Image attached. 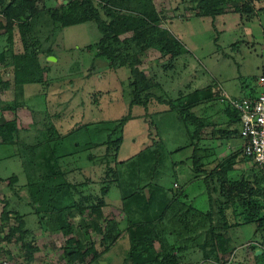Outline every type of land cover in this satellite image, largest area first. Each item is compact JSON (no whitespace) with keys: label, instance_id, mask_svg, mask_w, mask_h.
<instances>
[{"label":"rangeland","instance_id":"rangeland-1","mask_svg":"<svg viewBox=\"0 0 264 264\" xmlns=\"http://www.w3.org/2000/svg\"><path fill=\"white\" fill-rule=\"evenodd\" d=\"M66 1L38 0V7L44 8L37 16L38 22L34 28L38 30L42 49L50 47L53 49L51 56L55 57V61H50L48 56L44 58L46 53L39 56L38 63L46 82L16 84L12 67L8 71L3 70L4 75L9 74L6 76L8 84L4 83L0 87V92H4L3 98L0 97L4 99L0 102V108L6 112V121L15 120L19 108L29 113L27 126L35 128L30 129L29 135L23 140L20 129L12 141L15 142L13 147L0 145V183L7 182L3 202L6 209H14L23 216L24 225L20 231H27L23 236L21 232L15 233L9 242L14 255L18 256V252L22 251L19 259L24 264H65L62 255L67 238L72 235L80 238L84 232L94 241L101 238L90 224L97 220L96 215L89 214L90 209L81 215L73 210L66 220L60 215V221L67 223L68 220L74 225L75 234L64 235L60 230L45 231V222L40 223L37 205L32 203L33 190L28 184L30 181L37 183L44 175L48 178V167L52 163L32 160L31 167L26 169L22 154L25 144L41 143L45 146L44 141L49 136H55L57 131L61 135L58 141L52 138L49 144L57 148L59 153H65V156L57 159L66 179L71 184L78 183L84 196L94 195L96 199L103 200L102 217L98 222L104 232L107 230V221L112 218L118 221L120 228V234L115 235L114 241L107 243L106 251L98 260L87 257L83 264H100V261L106 264H129L126 261L129 241L124 212L141 214V210L139 208L134 212L136 203L129 200L132 210L123 211L122 197L143 190L149 199V215H156L169 201L172 190L181 188L193 174L192 161L185 160L191 155L193 146L170 153L189 143L190 139L184 123L178 118L180 115L169 110L168 104L151 99L145 107L130 106L132 88L129 86V68H109L105 58L94 56L97 48L93 43L98 40L99 34L94 23L86 21L65 26L56 35L49 36L53 27L51 10ZM153 3L157 11L165 16L157 26L158 32H167L178 43H173V49L179 47L180 53L177 56L171 52L163 54L158 48L148 46L139 54L141 62L137 67L147 79L160 85V88H154L156 95L176 100L188 93H195V98L198 95V98L208 100L204 105L209 106L208 115L213 118V122L221 123L222 119H226L225 115L215 113V110L228 104L222 96L223 92L235 98L248 96L255 90L258 92L255 79L264 74V0L253 2L256 12L250 20L235 11V3L228 6L229 10L225 13L215 17L201 14L192 0H153ZM0 25L1 28L3 21H0ZM129 35L127 33L120 38ZM17 45H20L19 53H22L17 30L13 32L9 44L6 33L0 31V51L8 49L13 53L18 51ZM130 46L133 44L130 43ZM128 114L131 117L122 126L119 144L117 134L109 138V132L108 135L97 132V129L112 130ZM104 123L105 126H102ZM212 128V125H208L203 130L201 137L205 139L204 142L192 140V143L198 141L197 148L204 146L207 149V157L211 160L205 166L208 170L227 156L229 150L235 151L242 146L238 135L233 134L229 140H225L220 138L218 131L212 134ZM95 139L101 140L102 144L91 146ZM115 145H119L117 151ZM33 154L31 151L30 155ZM48 155L51 156L49 151ZM173 162L178 164L174 168ZM251 163L253 161L244 162L240 155L236 156L229 178L238 179L244 173L246 176ZM115 171L120 174L117 180L113 175ZM55 181L53 179V183ZM106 184L108 190L102 193L101 188ZM203 185L202 180H199L184 188L190 202L196 208L207 211L209 194ZM212 196L217 199L215 190ZM244 196L247 198L246 191ZM226 217L230 226L218 229L228 239L219 264H264V257L258 258L264 251V227L259 222L234 226L231 209H227ZM3 219L0 213L1 242L6 241L4 237L8 232V223ZM24 244L33 247V250L31 247L24 248ZM257 250L261 252L256 255Z\"/></svg>","mask_w":264,"mask_h":264},{"label":"trees","instance_id":"trees-1","mask_svg":"<svg viewBox=\"0 0 264 264\" xmlns=\"http://www.w3.org/2000/svg\"><path fill=\"white\" fill-rule=\"evenodd\" d=\"M192 1L196 2L201 14L212 17L225 13L226 10H229L228 6L234 3L237 5L235 11H239L241 15L244 14L245 19L250 20L256 12L253 3L256 0ZM43 8L38 7V0H0V16L8 44L11 43L13 32L17 30L23 49L22 53H10L8 49L0 51V66L12 67L13 80L16 84L46 82L42 77L44 72L39 66L38 59L43 53H46L44 58L51 56L53 49L51 50L50 47L42 49L38 30L34 28L38 22L36 18ZM164 18L165 16L157 11L153 0H67L65 3H61L58 8L51 10L50 19L53 27L50 29L49 36L56 35L57 31L65 26L86 21L94 23L99 33L98 40L93 43V46L97 48L94 56L105 58L109 68L118 66L129 68L131 74L129 86L132 88L130 106L143 105L145 107L151 99L168 104L169 110L180 115L178 118L184 123L190 139L189 143L171 150L170 153H177L193 146L191 155L185 159L192 161L191 171L193 174L188 177L181 188L172 190L169 201L156 215H149V199L142 189V192L134 191L130 195L122 197L123 211L132 210L129 200H134L136 203L134 212L139 208L141 210V214L124 212L127 219L126 233L129 241L126 261H129V264H209V262L219 264L221 253L228 239L225 234H220L218 229L230 226L226 219L227 209L232 211L235 220L234 226L259 222L264 227V173L256 164L251 163L248 165L246 176L244 173L238 179L229 178V172L236 162V156L240 155L244 162L251 160L242 150L244 139L240 133L239 114L229 104L215 110V113L225 115L226 119H222L221 123L220 121L214 123L213 118L208 115L209 106L204 105L208 100L198 98V95L195 98V93H188L176 100H171L164 99L161 95H156L153 92L154 88H160V85L147 79L137 67V64L141 62L139 54L148 46L158 48L163 54L171 52L173 56H177L180 53L179 47L176 50L173 49L172 45L175 41L167 32H158L157 26ZM127 33L130 35L123 39L120 38L121 35ZM130 43L133 46H130ZM175 44L178 45L177 42ZM7 54L9 58H7ZM45 68L43 67L44 70ZM4 83L8 84V81L2 80L0 72V87ZM215 98L219 99V97ZM130 117L129 114L124 116L112 130L97 129V132L101 135L109 132V135L107 134L109 138L110 135L117 134L116 139L119 144L122 140V126ZM208 125L213 127L212 134L218 131L222 139L229 140L235 134L242 140V146L238 150H229V154L217 161L210 170L205 167L211 162L207 157V149L204 146L197 148L198 141L204 142L205 140L201 135ZM97 126L100 127V124ZM102 126H105V123ZM17 132L15 120H3L0 123V136L3 143L15 140ZM58 136L61 135L57 131L55 136H49L44 141L45 146L41 143L24 145L22 155L26 169L31 167L32 160L52 163L48 167L50 173V175H46L48 178L44 175L37 183L33 184L30 181L28 186L33 190L32 203L37 205L36 212L39 215L40 223L45 222L43 224L45 231L60 230L64 235L75 234L74 225L68 223V220L67 223L60 221L61 216H64L66 220L69 212L74 210L81 215L87 209L91 210L90 215H96L97 220L90 224L93 230L101 235L100 239L94 241L84 232L80 238L73 235L67 238L63 246L62 260L65 264H83L87 257L98 260V257L106 251L107 243L114 241L115 235L120 234V228L118 221L112 218L107 221V230L104 232L98 222L102 217L103 200L96 199L94 195L84 196L85 193L81 189L79 190L78 183L71 184L66 179L62 165L58 163L57 159L65 156V153H59L57 148H53L49 144L52 138L58 141ZM92 136H96L93 131ZM62 138L64 139V137ZM193 139L198 141L192 143ZM95 140H92L91 146L102 144L101 140ZM94 143L95 145H93ZM118 146L115 145V151ZM31 151L35 153L32 156L30 155ZM48 151L51 156H47ZM54 154L56 155L54 156ZM197 154L201 156L197 157ZM176 165L178 164L173 162L172 167L174 168ZM113 175L117 180L120 174L115 171ZM53 179L56 180L54 183ZM199 180H202L203 186L209 194V209L207 211L196 208L185 192V186ZM45 187L46 189H44ZM106 190H108V184L101 188V192L104 193ZM213 190L217 192V199L212 196ZM245 191L247 198L244 196ZM8 214L9 211L4 209L1 217L6 219ZM136 215L139 217L136 218ZM17 218L22 221L23 216L17 215ZM21 226L22 223L19 224V228ZM9 230V235L5 236L6 239L13 238L19 229L9 227ZM25 232H21V235L23 236ZM23 247L30 248L31 246L24 244ZM260 255L258 258L264 257V251ZM255 257L257 258V256Z\"/></svg>","mask_w":264,"mask_h":264},{"label":"built area","instance_id":"built-area-1","mask_svg":"<svg viewBox=\"0 0 264 264\" xmlns=\"http://www.w3.org/2000/svg\"><path fill=\"white\" fill-rule=\"evenodd\" d=\"M255 84L258 92L248 96L235 98L225 92L222 96L239 114L243 153L264 173V74L255 79ZM0 264H11L1 252Z\"/></svg>","mask_w":264,"mask_h":264},{"label":"crops","instance_id":"crops-1","mask_svg":"<svg viewBox=\"0 0 264 264\" xmlns=\"http://www.w3.org/2000/svg\"><path fill=\"white\" fill-rule=\"evenodd\" d=\"M0 21H2L1 16H0ZM0 31H3L4 32L3 25L0 28ZM1 44H3V43H1ZM17 47H18V51H14V52L19 53L20 52V50H19L20 45H17ZM0 67H2V66H0ZM3 70L8 71L9 70V67H2V68H0L2 80L3 81H9V79H6V76L9 75V74L4 75L3 74ZM3 95H4V92H3V94H2V92H0V97L3 98ZM2 98H0V102L4 100ZM152 104H156V103H152ZM152 104H150V105H152ZM29 111H30V108H29ZM162 111H165V110H158V112H162ZM15 114L17 116V118L15 117L16 118L15 120L17 121L16 123H17L18 133H19V130L22 129V133L20 135H21V139L23 140V138L25 136L29 135L30 129H35V128L27 126V124L29 122L28 119H27L29 117V113H26V112L24 113V112H22L18 108L16 110V113ZM6 116H7L6 115V112L0 108V123L3 120H7V119H5ZM35 131H37V130H35ZM14 144H15V142L12 143V141L11 142H7V143H3L2 142V138L0 136V145L1 146H8L10 148V147H13ZM241 145H242V140H241ZM9 150H8V153H10L9 155H11L12 152H11V150L10 151ZM6 189H7V182L5 180V181H2L0 183V213L2 214V212L4 211V209L7 210V211H9V214H8L7 218L6 219H3L5 221H7V223H8V224H6V226L8 225L7 235H9V232H10L9 227H11V226L14 229H19L18 231L20 232V229L21 228H19V227L18 228H15V226H17V225H19L21 223H22V226H23L24 225V219H22V221H21V219L17 218V215H20V214L17 213L16 210H14V209H11V210L10 209L9 210L6 209V205L4 204L5 202H3V201H5V193H4L5 191L4 190H6ZM13 218H15V219H13ZM3 227H5V226L3 225ZM18 231H16L15 233L19 234ZM4 239L6 241H2V242L0 241V252H1V254L3 256H5L6 258H8L10 260L11 264H24V262L19 259L20 256L22 255V251L21 252H18V256H17V255H14V251L11 250L12 249L11 248V245L12 244L9 241H10V239H13V238L11 237L9 239H6L4 237ZM15 259H17V261Z\"/></svg>","mask_w":264,"mask_h":264},{"label":"water","instance_id":"water-1","mask_svg":"<svg viewBox=\"0 0 264 264\" xmlns=\"http://www.w3.org/2000/svg\"><path fill=\"white\" fill-rule=\"evenodd\" d=\"M48 59L50 61H55V57L54 56H48ZM261 251L260 250H257L255 253L256 255L259 254ZM100 264H106L104 261H100Z\"/></svg>","mask_w":264,"mask_h":264}]
</instances>
